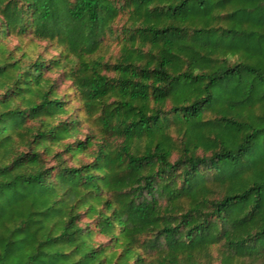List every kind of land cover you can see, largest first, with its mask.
<instances>
[{
  "label": "trees",
  "instance_id": "16d2710c",
  "mask_svg": "<svg viewBox=\"0 0 264 264\" xmlns=\"http://www.w3.org/2000/svg\"><path fill=\"white\" fill-rule=\"evenodd\" d=\"M0 264H264V0H0Z\"/></svg>",
  "mask_w": 264,
  "mask_h": 264
}]
</instances>
